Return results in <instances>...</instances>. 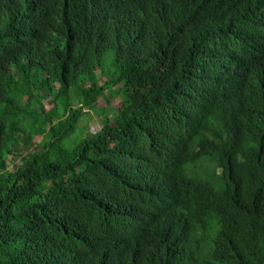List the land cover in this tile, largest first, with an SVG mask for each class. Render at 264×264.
I'll return each mask as SVG.
<instances>
[{
  "label": "trees",
  "instance_id": "trees-1",
  "mask_svg": "<svg viewBox=\"0 0 264 264\" xmlns=\"http://www.w3.org/2000/svg\"><path fill=\"white\" fill-rule=\"evenodd\" d=\"M72 1L96 28L76 75L24 65L0 22V264H264V0ZM223 49L255 62L218 82ZM102 94L122 105L72 144Z\"/></svg>",
  "mask_w": 264,
  "mask_h": 264
},
{
  "label": "clouds",
  "instance_id": "clouds-1",
  "mask_svg": "<svg viewBox=\"0 0 264 264\" xmlns=\"http://www.w3.org/2000/svg\"><path fill=\"white\" fill-rule=\"evenodd\" d=\"M102 2L104 0H99V4ZM136 2L138 1L124 0L122 7H133L131 3ZM201 13L202 11H196L188 15V27L185 28L186 34L178 37L177 42L188 41L192 43L188 32L196 31L204 25L205 18L202 17ZM139 15L138 13L136 19L129 26H126L128 29L126 34L129 33L130 28L136 27V21ZM14 20L16 21L15 29L17 31L15 38L22 50L21 61L24 65L31 64L35 55H39L46 61L47 69L66 75H76L78 68L89 61L88 49L90 44L96 43V28L81 15L80 8L72 0H0V22H12ZM203 34L204 27L195 40L196 44L201 45L205 42ZM134 38L136 37L132 36V39ZM174 54L175 52L172 53V55ZM107 60L108 58L105 61ZM211 61L214 62L213 79L218 82L229 77L228 70L233 63L255 62L252 58L241 59L234 50L229 49L219 50L215 53ZM6 66L8 75L16 80H21V72L15 64ZM9 69L12 74L9 73ZM96 74L101 84L108 79L107 75H103L100 69L96 71ZM44 76L46 79L49 78L47 72H44ZM50 93L51 95L49 97H52L54 102V97L57 92L51 91ZM105 93H108V91ZM100 97H106L110 104L112 100L116 101L117 98H120L121 102L119 107L122 105V98L120 96L111 98V96L102 94ZM116 110L117 108L114 112ZM83 113H85L84 118L78 121L77 129L70 137L72 144L77 141L79 143L85 135L92 136L97 134L104 127L105 119H103V126L99 122L96 123L99 116L103 114L102 112L98 111L97 115H95L94 110L90 111L89 107H85ZM90 113L93 116L95 115V123L93 125H91L87 118ZM106 117H109V115ZM81 121L87 122L88 127L86 129L80 126Z\"/></svg>",
  "mask_w": 264,
  "mask_h": 264
},
{
  "label": "rangeland",
  "instance_id": "rangeland-1",
  "mask_svg": "<svg viewBox=\"0 0 264 264\" xmlns=\"http://www.w3.org/2000/svg\"><path fill=\"white\" fill-rule=\"evenodd\" d=\"M120 98H117L116 101L112 100L111 104L108 103V99L106 97H100L97 105H96V110L99 112H102L103 114L101 116H99L98 121L96 123H100L101 126H103V119L106 118V116L109 115L110 118H112L114 110L116 108L119 107L120 105ZM53 98L52 97H46L45 98V105L47 106L48 109H50L51 107H53ZM87 118L89 119L91 125H93V123H95V115L93 116V114H89L87 116ZM80 126L84 129H86L88 127V124L86 121H81L80 122ZM92 131V130H89ZM40 139L37 138V142ZM21 162L20 157H13V155L10 156V160H9V167L11 169H16L19 165V163ZM203 178L207 179L208 181L210 180V182L212 183V185L216 188V189H222L223 188V180L220 176V174H218L216 171H214V168L212 166V164L208 163L206 164L204 170H203Z\"/></svg>",
  "mask_w": 264,
  "mask_h": 264
}]
</instances>
